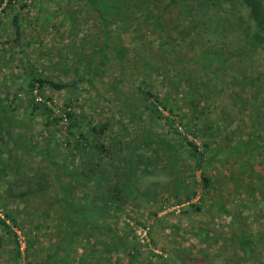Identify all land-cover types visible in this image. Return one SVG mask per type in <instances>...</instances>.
Returning a JSON list of instances; mask_svg holds the SVG:
<instances>
[{"label": "trees", "instance_id": "16d2710c", "mask_svg": "<svg viewBox=\"0 0 264 264\" xmlns=\"http://www.w3.org/2000/svg\"><path fill=\"white\" fill-rule=\"evenodd\" d=\"M263 51L264 0H0V264H264Z\"/></svg>", "mask_w": 264, "mask_h": 264}, {"label": "rangeland", "instance_id": "374dc122", "mask_svg": "<svg viewBox=\"0 0 264 264\" xmlns=\"http://www.w3.org/2000/svg\"><path fill=\"white\" fill-rule=\"evenodd\" d=\"M90 13L89 9H88V12H87V15ZM61 40L64 39V36H61L60 37ZM52 40V39H51ZM50 39H48V43L51 42ZM121 43L122 45H126L125 48L126 49H131V38L125 36V38H122L121 39ZM115 45L118 44L117 41L114 42ZM63 45L65 44V41L62 43ZM112 55V58L114 57L113 54ZM260 57V58H259ZM256 59H259V64L262 65V67H259L260 69V72L264 73V51L262 53H260V56H256L255 57ZM108 84V81L106 80L105 83H98V87L101 91L102 90V87L104 85ZM208 116L215 120L216 121V112L214 114H211V112H207ZM231 115V114H230ZM234 116L235 119H237V122L239 123L240 127H241V131H243L242 133L243 134V137H242V140H243V145L241 148L242 149V155L240 153H237L238 156H242L243 158L242 159H246L244 157L245 154H249V152H246L244 149L245 147H250V146H256L258 144V140H257V132L255 131H250L247 133V129L249 130V127L251 126V120L245 115V116H236V115H232ZM162 126V124H158V127ZM221 126V125H220ZM174 141L177 142V138H174ZM180 145V144H179ZM254 153V152H253ZM252 153V156H254V154ZM220 155L224 156V153H220ZM251 163L253 165H256V161L255 160H251ZM224 167L225 166V163L222 162H219L217 164V167L220 168V167ZM240 167L242 166V163L239 165ZM158 181V180H156ZM224 194L225 191H224ZM186 211H189V207H183V208H167L165 210V212L162 214L163 215H167V214H170L172 212L175 213V216L176 217H180V215H182V213H185ZM252 222V221H251ZM173 223H176L178 225H181L178 221H174L173 219H166L163 223H162V227H168L169 225L173 224ZM183 223L184 224H187L185 222V220H183ZM192 223V222H191ZM217 225L215 226V229L218 230V231H221L219 228L221 225L225 224V219L224 217H218L216 219V222H215ZM254 224V223H252ZM159 225L155 226V229L157 230V233L158 234L156 236L157 238V243L155 244V246H152L150 248H145L144 251H142V253H144L145 257H148L150 256L149 254V251L155 253L156 255H162V250H159L158 247L161 248L160 245H163V247L161 249H163V252H164V257L167 258L171 264H225L227 263V258L226 256H222V254H212L211 252V249L210 248H205L204 250H201L200 252H198V250H196V246L197 243L194 239H192L191 237H189L187 240H182L181 243L178 244V247L175 248L174 246H172L171 244H173V240L175 239L174 237V234L176 233H172V232H168V231H165V230H159L160 227H158ZM157 227V228H156ZM250 228V227H249ZM159 231H164L165 234H161ZM253 231H255V228H253ZM167 250V252L165 251ZM150 252V253H151ZM220 255L219 258H216ZM142 257L146 260L145 257ZM258 261L260 262V260L258 259Z\"/></svg>", "mask_w": 264, "mask_h": 264}, {"label": "built area", "instance_id": "2783aa9c", "mask_svg": "<svg viewBox=\"0 0 264 264\" xmlns=\"http://www.w3.org/2000/svg\"><path fill=\"white\" fill-rule=\"evenodd\" d=\"M137 236H138V239H139V242L140 244L142 245H147L149 244V230L148 229H138L137 231Z\"/></svg>", "mask_w": 264, "mask_h": 264}, {"label": "clouds", "instance_id": "9594fccd", "mask_svg": "<svg viewBox=\"0 0 264 264\" xmlns=\"http://www.w3.org/2000/svg\"><path fill=\"white\" fill-rule=\"evenodd\" d=\"M173 209H175V208H173ZM179 209V208H178Z\"/></svg>", "mask_w": 264, "mask_h": 264}]
</instances>
